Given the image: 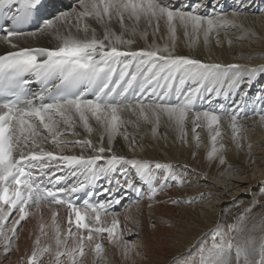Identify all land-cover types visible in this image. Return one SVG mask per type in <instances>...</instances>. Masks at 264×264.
Instances as JSON below:
<instances>
[{"label": "snow or ice", "instance_id": "6c2138e0", "mask_svg": "<svg viewBox=\"0 0 264 264\" xmlns=\"http://www.w3.org/2000/svg\"><path fill=\"white\" fill-rule=\"evenodd\" d=\"M234 2L230 13L209 14L210 0L184 6L177 0H76L75 7L65 10L55 8L51 0H0V21L7 22L0 24V97L5 98L0 100V264H8L13 251H20L19 230L33 209L51 211V235L41 224L40 233L48 242L42 245L38 236L19 264H45V257L47 264H85L89 251L95 264H105L106 245L136 264L132 256L142 251L136 240L145 226L138 219V231L120 230L118 214L128 204L135 205L141 217L148 211L147 227L153 233L159 206L203 204L212 210L214 202L226 199L232 200V207L239 204L232 195L238 187L233 177L243 179V170L216 145L222 119L231 127L237 152L245 147L241 133L247 125L241 121L258 116L264 123V89L252 92L258 76L264 75V64L207 62L176 53L178 31L192 43L202 35L205 47L212 39L220 46L222 31L229 47L237 39L264 40V32L252 27L255 19L252 25L245 23L256 0ZM50 6L55 10L49 11ZM260 15L264 17V11ZM162 29L160 38L166 39L159 44L156 37ZM233 31L239 37L228 36ZM149 34L152 43L136 48L135 38L146 41ZM41 38L56 43H31ZM241 55L255 58L252 53ZM198 102L207 107H198ZM188 122L193 140L187 138ZM142 126L150 128L147 141L128 130ZM161 126L175 129L178 136L169 142L167 133L159 132ZM204 128L212 142L206 159L218 171L223 169L211 183L209 174L195 170L190 162L125 154L157 146L164 151L191 146L189 155L195 161L201 142L197 130ZM219 148L226 150L223 143ZM247 150L252 164L250 143ZM259 184L264 189V181ZM201 186L215 194L191 197L185 191ZM172 188L175 197L169 195ZM247 192L251 203L234 223L225 228L227 205L219 203L220 222L186 256L173 257L168 264H219L233 250L239 264L248 221L259 217L264 233V201L255 189ZM129 194L135 200L126 202ZM60 209L67 214L66 231L60 227ZM255 228L254 223L251 230ZM143 256L145 264H160L147 251ZM255 264H264V252Z\"/></svg>", "mask_w": 264, "mask_h": 264}, {"label": "bare ground", "instance_id": "6f19581e", "mask_svg": "<svg viewBox=\"0 0 264 264\" xmlns=\"http://www.w3.org/2000/svg\"><path fill=\"white\" fill-rule=\"evenodd\" d=\"M71 1L72 0H51V2L55 5V8H59L60 10H65L69 7H75L72 6ZM177 2L181 6H184L187 5L188 3L193 2V0H177ZM263 3L264 0H256L255 7L249 10L248 19L245 21L246 24L252 25V20L255 19L256 22L254 25H252V27H254L258 32H264V17L260 15L261 11H264ZM210 4L211 7L207 9L209 14H211L213 10L216 13H220L222 10L224 12L230 13L231 10H233L236 7L234 0H219V4H217V0H210ZM48 10L54 11L55 9L50 6ZM161 34L163 35V33H159L160 36ZM181 34L183 33L181 32ZM228 36L239 37V33L235 31L229 32ZM178 37L179 35L177 36V38ZM158 38L160 41V37ZM135 39L137 41L135 45L136 48L146 47L147 44H151L153 41V40L150 41V39L148 38L145 41L141 39L139 36H137ZM178 39H177L178 40L177 44L178 42H180V40H182V37L181 39L180 37ZM220 39H221L220 46H216L215 40L212 39V42L207 47L204 46L202 35L196 41V43H192L190 40L184 39L182 41L185 42L186 40L187 42L185 43H188V45L182 42L185 45V47L183 45L184 48L181 49H180V45L179 46L177 45L179 48H176V53L181 55L191 54L193 56H196L197 58L206 60L207 62H225V63L236 62L240 64H247L249 67H254L262 63L264 64V59L260 58V54L264 52V40H251L250 42L241 43L237 39L234 40L232 45L229 47L223 31L220 33ZM157 40L158 39L156 38V42L159 44H163L165 42V41L163 42L161 41L160 43ZM31 43H33L35 46L53 47L56 41L49 40L48 38H41L38 40H33L31 41ZM241 53H245V54L252 53L255 58L249 60L247 55H241ZM263 80H264V75L258 76L257 81L255 82L252 88V92H256L260 89H264V84H262ZM198 107L204 108L207 107V105L198 102ZM249 109H251V105L249 106ZM241 123L247 125V130L241 133V135L245 137L242 143L245 144L246 148L245 147L241 148L239 152L236 151L234 145L232 144L231 127L226 122L225 119H222V123H221L222 136L216 145L218 151H224V154L226 155L230 163H232L235 166H239L243 170L242 174H244L243 178L245 179L241 180V178H239L238 180L249 181L248 185H243V184L238 185L237 183L233 182V184L238 185V187H233L234 191L232 192L233 197H235L236 199H239L244 195H248L247 192L248 188L255 189L256 194H259L257 191L259 190L258 188H260V185L258 186V184L260 181L264 180V167L263 168L258 167L259 165H264V163L261 162V160L264 161V156L261 159L254 156V154L264 155V147H261V145H264V123H261L259 121L258 116H251L248 119L241 121ZM191 128L192 125L190 122H188L186 124V133H187V138L189 140H193ZM128 130L130 132H138L139 134L143 135L145 141H147L151 135L150 128H146L143 126L139 129H132L130 127ZM197 131L200 135L201 142L198 148V156L195 161H191V157L189 155L191 151V146H189L188 149L182 151H176L175 149L171 151H164L159 146H157L156 148L153 149H145V151L139 152L137 154H133L131 152H125V154L129 156L136 155L137 157H144L145 159H150L153 161L160 160L161 162L167 160H171L173 162L179 161L180 163L190 162V166L195 170L207 172L209 174L210 183H211L217 180L215 179L213 174L212 175L210 174L212 172V169L217 168L216 164L215 163L210 164L206 159L207 153L212 150V142L206 128L198 129ZM159 132L167 133L169 142L172 141L174 136H178V132L175 129L167 128L165 126H161ZM137 138L139 139V136ZM117 142L122 143L123 141L121 138L118 137ZM220 143H223L226 146V150H221L219 148ZM249 143L252 145L251 160L254 162L252 163V168L249 166L246 167L244 165H240L241 161L239 160L243 155L249 157V153L247 150V144ZM221 170L223 171V169H220L219 171ZM252 176L254 177L253 179L251 178ZM236 178L237 177H233V179ZM220 186L223 187V184H221ZM96 191H99V189H96ZM185 191L191 197H199L201 192H205V193L208 191L214 192V190L204 186H201L199 188L196 187L188 188ZM261 191L264 190L261 189ZM169 192H170L169 193L170 196L175 197L178 195L176 193L175 188H172ZM127 200H135V196L129 194L126 199V202ZM246 201L250 202L248 196L246 198ZM229 202H232V200L226 199L222 202H214L216 207H214V209L212 210L207 209L205 205L203 206V204H201L200 206L204 207L203 209H205V211L204 210L202 211L201 209L199 210L196 209L195 205H193L191 208H175L176 210L175 209L172 210L173 216H168L170 218H165V219L166 222L168 221L169 224L181 225V227L177 228L170 225L171 231L166 230L167 233H165V230L163 229V225L162 223H160L161 219L157 218L158 215L163 216L162 214L163 207H165V205L159 206L155 209L156 212L155 219L158 222V227L157 230L153 233L152 230L147 227L148 215H149L148 211L144 210V215L143 217H141L138 213L137 207L133 204H128L129 207L121 209L118 214V218L120 220V230H123L125 227H127L129 229H132V231L134 232L138 231V229L134 227V224L136 220L138 219L141 220V223L145 226L143 229H139V231L141 232V236L140 238L137 239V242L140 243L139 246L141 247L140 249L142 250L141 253L147 251L152 260L159 261L160 264H168V262L171 261L173 257H177V256L179 257L189 252V250L193 247L194 243H196L199 239H201V237H203V235L207 233L209 229H212L213 227H215V225L218 222H220L219 221L220 209L218 205L219 203H224L225 205H228ZM141 208H143V205H141ZM225 212H226V208H225ZM108 219L110 221L111 217H108ZM66 220H67V214L65 210L60 209L59 223H60V227L64 231H66ZM200 220H207V222L209 223L203 225V223L200 222ZM28 221L29 222H24V226L21 230L22 232L19 233L20 235L19 239L16 241V245L19 246L20 251H13V254L8 264H19L22 253H26V252L30 253V250L35 245V241L38 236L41 239L42 245L48 242L49 238L42 236L40 233V225L43 224L46 226L45 230L49 232V236H50L52 231L51 211L48 208L30 210ZM251 226L252 224L248 223V227L250 231L249 233H247V239L252 234ZM199 229L200 232L198 231ZM197 232L199 233L197 234ZM263 234L264 233H262L259 238L257 236L253 237L255 239L258 238V241L252 242V244L246 242V244L244 245L245 253L242 254V256L240 257L239 264H241L242 258L247 259V262L243 264H249V262L250 264H255L256 261H259L261 259L262 252H264V250H262L261 248V237ZM256 244H259L260 246H257ZM0 251H2V247H0ZM142 255L143 254H141L140 257H142ZM133 256L135 259H137L138 255L133 254ZM230 257L232 260L230 264H237V258L235 256L234 250L232 253H230ZM121 258L122 257L120 253L114 252L111 245H106L105 264H121V260H122ZM222 258H220L219 261L221 263H223ZM95 260L96 257L94 256V254L89 251L85 258V264H95ZM47 261L48 258L45 257V264H47ZM139 264H145L144 258L143 259L141 258Z\"/></svg>", "mask_w": 264, "mask_h": 264}, {"label": "rangeland", "instance_id": "374dc122", "mask_svg": "<svg viewBox=\"0 0 264 264\" xmlns=\"http://www.w3.org/2000/svg\"><path fill=\"white\" fill-rule=\"evenodd\" d=\"M72 6H76V2H73L72 3ZM263 7H264V3H263ZM149 31H150V33H151V29H149ZM182 32V31H181ZM181 32L179 31V33H177V36L179 35V37H180V39H181V37H182V40H184V39H187V38H185L184 36H183V34H181ZM161 33H163V29H162V32ZM183 33V32H182ZM162 35V34H161ZM152 35L150 34L149 36H148V39H150V41L151 40H153V36L151 37ZM158 37H160V35L159 34H157V41L158 42H160L161 43V41L163 42V41H165V39H161L160 38V41H159V38ZM178 37V38H179ZM184 37V38H183ZM177 38V39H178ZM200 38V37H199ZM179 40V39H178ZM177 40V41H178ZM182 40H180V42H178V46L180 45V49L181 48H184L185 47V45L184 44H186V45H188V43H185V42H187L186 40H185V42H183ZM189 40V39H188ZM184 44H183V43ZM180 43H182V44H180ZM183 45H184V47H183ZM176 47V48H179V47ZM179 49V50H180ZM263 64V63H262ZM262 84H264V80H263V82H262ZM201 146H203V145H201ZM245 148H246V146H245ZM243 150V149H242ZM254 156H256V157H258V158H263V156L264 155H262V154H254ZM240 161H241V163H240V165H244V166H246V167H251L252 168V164H250V163H248V162H250V157H248V156H246V155H243L240 159H239ZM261 162L262 163H264V161L263 160H261ZM256 165H259V164H256ZM259 168H263L264 167V165H259L258 166ZM214 170V171H213ZM222 171V170H221ZM219 172L220 171H218L217 170V168L216 169H212V172L210 173L211 175L213 174V176L215 177V179H218L219 178ZM216 173V174H215ZM218 174V175H217ZM218 176V177H217ZM244 176V174H242V177ZM252 179L254 178L253 176L251 177ZM239 178H236V179H233V182L234 183H237L238 185H240V184H243V185H248L249 184V181H239L238 180ZM245 178H243V179H241V180H244ZM264 181V180H263ZM261 182V181H260ZM260 184H258V186H259ZM259 190L257 191L259 194H256L257 195V197H258V199H260L261 201H264V196L261 194V188H258ZM262 190H264V189H262ZM233 191H234V189H233ZM232 191V192H233ZM170 193V192H169ZM245 194V193H244ZM247 196L248 195H244V196H242V197H240L239 199H237V200H239V204L237 205V206H235V207H232L231 205H232V202H229L228 203V205H227V207H226V214L227 213H229V214H227L226 216H225V219H224V226H225V228L227 227V225L228 224H232V223H234V217L236 216V215H238V214H240L241 212H242V210H243V208H245V207H247V206H249L250 205V203H251V201L249 202V201H246V198H247ZM262 197V198H261ZM241 199V200H240ZM245 200V201H244ZM195 205V208L196 209H202V208H204V207H202V206H200L201 204H194ZM167 206V207H166ZM204 206V205H203ZM127 207H129V206H127ZM175 208L169 203V204H166L165 205V207H163V216H161V215H158L157 216V218H160L161 219V221H162V225H163V229L165 230V233H167L166 232V230L167 231H171V229H170V225L171 224H169L168 223V221L166 222V219L165 218H170V217H168V216H173L172 215V210H174ZM176 210V209H175ZM204 211H205V209H204ZM207 211V210H206ZM196 214V213H195ZM231 217H233V218H231ZM206 219H207V217H206ZM230 219V220H229ZM227 221V222H226ZM258 221H259V217H256V219L255 220H252V219H250L249 221H248V223H251L252 225L255 223L256 224V228H255V230H252V234L248 237V241H247V243H249V244H252V242H256V241H258V238L261 236V234H262V232H261V230H260V225H259V223H258ZM200 222H202L203 223V225H206V223H209V222H207V220H200ZM23 223V226H24V222H22ZM207 227V226H206ZM252 227V226H251ZM23 228V227H22ZM22 229H20L19 230V233L20 232H22L21 231ZM199 232H200V229L198 230ZM199 232H197V234L199 233ZM264 235V234H263ZM20 236V235H19ZM258 237V238H253V237ZM252 238V239H251ZM163 239V238H162ZM140 240V239H139ZM200 240V239H199ZM198 240V241H199ZM197 241V242H198ZM197 242L196 243H194V245H193V249L195 248V246L197 245ZM210 242V241H209ZM136 244H138L137 246L139 247V248H141L139 245H140V243H138L137 242V240H136ZM257 246H260L259 244H256ZM247 246V245H246ZM191 248V249H192ZM257 248V247H256ZM190 249V250H191ZM189 250V251H190ZM142 252V251H141ZM189 252H187V253H185V254H183V255H181V256H186L187 254H188ZM13 254V253H12ZM141 254H143V253H141ZM141 254H139L138 256H137V259H135L134 258V256H132V259H134L135 260V262H136V264H139V262H140V260H141V258L143 259L144 258V256L142 255V257H140L141 256ZM192 255L193 256H195L196 255V253L193 251L192 252ZM181 256H179V257H181ZM223 257V258H222ZM221 258H222V260H223V263H221V262H219V264H230L231 263V257H230V253H225L223 256H222ZM177 258H178V256H177ZM122 259V258H121ZM245 262H247V259H245V258H242L241 259V264H243V263H245ZM121 264H131V261L130 260H121Z\"/></svg>", "mask_w": 264, "mask_h": 264}]
</instances>
